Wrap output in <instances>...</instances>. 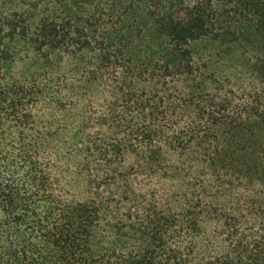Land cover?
<instances>
[{"label": "trees", "instance_id": "16d2710c", "mask_svg": "<svg viewBox=\"0 0 264 264\" xmlns=\"http://www.w3.org/2000/svg\"><path fill=\"white\" fill-rule=\"evenodd\" d=\"M225 1L0 0V264H264V0Z\"/></svg>", "mask_w": 264, "mask_h": 264}, {"label": "rangeland", "instance_id": "374dc122", "mask_svg": "<svg viewBox=\"0 0 264 264\" xmlns=\"http://www.w3.org/2000/svg\"><path fill=\"white\" fill-rule=\"evenodd\" d=\"M229 1L237 0H226L225 3L227 4ZM124 3L128 4L126 1ZM124 25L130 27L133 32L134 40L132 39L130 42L133 41L131 50L133 59L143 61L147 55H155L159 52L162 43L154 34V21L149 16L145 3L136 4L128 11Z\"/></svg>", "mask_w": 264, "mask_h": 264}]
</instances>
